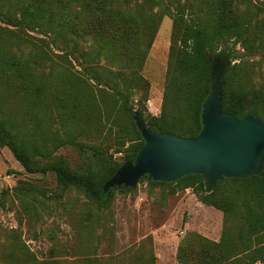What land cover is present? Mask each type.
<instances>
[{
  "label": "trees",
  "instance_id": "trees-1",
  "mask_svg": "<svg viewBox=\"0 0 264 264\" xmlns=\"http://www.w3.org/2000/svg\"><path fill=\"white\" fill-rule=\"evenodd\" d=\"M204 1L205 8L198 0H0V22L14 27L12 43L24 39L29 44L24 51L0 41V146L28 173L51 171L61 196L74 188L89 204L104 207L118 189L104 191V183L122 163L132 162L144 143L132 119L135 113L159 133L198 134L215 57L227 64L221 78V112L264 120V88L248 85L245 74L237 71L240 65L233 62L237 44L249 54L263 51L264 0ZM165 16L172 20V32L163 99L159 114L150 115L143 106L134 108L131 99L137 89L147 87L141 69ZM21 29L41 36L28 35L30 41L22 38ZM14 89L35 107L41 103L52 108L53 131L43 130L41 119L37 124L14 123L5 107V97ZM95 90L110 100L103 109ZM105 127L113 131L117 152H124L121 161L83 141ZM68 145L88 150L86 168H72L62 156L52 155ZM143 178L172 193L190 188L200 202L222 212L220 239L198 237L197 248L180 247L179 264H264V164L255 175L222 177L211 190L198 173L175 182ZM153 260L127 264H155ZM62 263L68 261H4ZM72 263L102 264L96 258Z\"/></svg>",
  "mask_w": 264,
  "mask_h": 264
},
{
  "label": "rangeland",
  "instance_id": "rangeland-1",
  "mask_svg": "<svg viewBox=\"0 0 264 264\" xmlns=\"http://www.w3.org/2000/svg\"><path fill=\"white\" fill-rule=\"evenodd\" d=\"M198 4L205 8L204 0H198ZM0 26L5 27L0 30L2 45L16 49L18 44L24 51L29 48L24 39L12 43L10 31L14 27L2 22ZM171 32L172 20L165 16L141 69L147 87L137 89L131 99L134 108L143 106L150 115H158L161 110ZM19 33L30 41L28 35L41 36L24 29ZM234 49L237 59L233 62L240 65L237 71L245 74V82L264 88V49L256 54H249L238 44ZM54 60L61 59L54 57ZM95 93L103 109L110 100L98 90ZM8 95L6 113L14 123L23 126L30 120L37 124L41 119L43 130L55 129L54 111L50 106L38 103L35 107L18 89ZM83 141L98 145L105 156L122 160L124 152H117L113 131H107L106 127ZM86 151L68 145L53 150L52 155L62 156L72 168L84 169L90 162ZM221 231V210L200 202L190 188L172 193L169 187L150 184L142 177L130 190L122 186L114 190L108 206L91 205L74 188L61 196L51 171L28 173L6 146H0V264L4 261L75 264L72 262L91 258L102 264L106 261L127 264L148 261L151 257L155 264H179L180 247L197 248L198 237L218 241Z\"/></svg>",
  "mask_w": 264,
  "mask_h": 264
},
{
  "label": "water",
  "instance_id": "water-1",
  "mask_svg": "<svg viewBox=\"0 0 264 264\" xmlns=\"http://www.w3.org/2000/svg\"><path fill=\"white\" fill-rule=\"evenodd\" d=\"M226 63L213 59L210 91L202 103L201 129L195 137L159 133L135 113L134 124L143 140L132 162L122 163L106 180L111 187L132 188L146 176L175 182L191 173L201 174L208 190L222 177L258 174L264 163V120L254 114L240 118L221 112V78Z\"/></svg>",
  "mask_w": 264,
  "mask_h": 264
}]
</instances>
